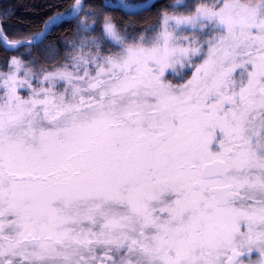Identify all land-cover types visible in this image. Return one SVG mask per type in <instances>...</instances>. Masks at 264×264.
I'll return each mask as SVG.
<instances>
[{
    "label": "snow or ice",
    "instance_id": "6c2138e0",
    "mask_svg": "<svg viewBox=\"0 0 264 264\" xmlns=\"http://www.w3.org/2000/svg\"><path fill=\"white\" fill-rule=\"evenodd\" d=\"M153 6L0 10V264H264V0Z\"/></svg>",
    "mask_w": 264,
    "mask_h": 264
},
{
    "label": "trees",
    "instance_id": "16d2710c",
    "mask_svg": "<svg viewBox=\"0 0 264 264\" xmlns=\"http://www.w3.org/2000/svg\"><path fill=\"white\" fill-rule=\"evenodd\" d=\"M146 0H131L134 3H141ZM60 0H0V10L7 7L11 12V18L5 25V31L10 38H23L24 36L31 35L35 32H39L43 27V21L52 14L53 9L50 7L52 4L59 3ZM100 2V0H97ZM173 0H156L154 6L146 12H141L139 16L133 17L139 19L141 24L155 23L157 20V9L167 3H171ZM63 11V8L57 9ZM120 15V13H117ZM57 35L66 36L67 32H58ZM14 52L5 51L0 46V64Z\"/></svg>",
    "mask_w": 264,
    "mask_h": 264
},
{
    "label": "water",
    "instance_id": "95a60500",
    "mask_svg": "<svg viewBox=\"0 0 264 264\" xmlns=\"http://www.w3.org/2000/svg\"><path fill=\"white\" fill-rule=\"evenodd\" d=\"M156 0H146L143 3H149V4H154ZM4 48V47H3ZM5 49V48H4Z\"/></svg>",
    "mask_w": 264,
    "mask_h": 264
}]
</instances>
